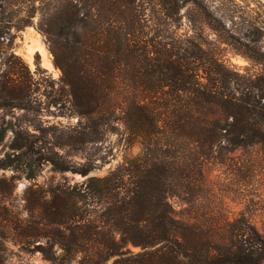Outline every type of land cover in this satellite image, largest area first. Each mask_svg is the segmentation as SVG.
Returning <instances> with one entry per match:
<instances>
[{"label":"trees","instance_id":"16d2710c","mask_svg":"<svg viewBox=\"0 0 264 264\" xmlns=\"http://www.w3.org/2000/svg\"><path fill=\"white\" fill-rule=\"evenodd\" d=\"M36 1L0 0V107L40 104L30 79L13 61L4 68L1 62L16 32L33 23L39 9L37 27L62 71L45 84L47 103L64 99L90 120L94 113L114 116L141 150L101 176L89 174L90 161L54 162L56 171L71 168L87 176L80 185L31 183L22 241L45 239L34 249L61 263L81 253V264H104L111 256L112 264H264V224L259 228L245 213L230 216L209 204L213 188L206 171L211 161L236 165L240 156L230 154L249 147L264 165V69L242 73L159 20L177 12L176 0L173 7L155 0L156 21L144 6L154 0ZM10 55L18 57L13 50ZM58 89L64 97L52 92ZM8 128L15 130L0 120V141ZM28 155L20 152L14 160L8 153L0 165L24 164L34 179L39 159ZM256 165L244 163L249 171ZM86 196L105 201L102 223L83 222ZM172 196L186 206L177 210Z\"/></svg>","mask_w":264,"mask_h":264},{"label":"rangeland","instance_id":"374dc122","mask_svg":"<svg viewBox=\"0 0 264 264\" xmlns=\"http://www.w3.org/2000/svg\"><path fill=\"white\" fill-rule=\"evenodd\" d=\"M176 1L177 12L171 17L159 18L152 15V9L157 8L155 0L150 1V4L145 2L144 6L147 7L146 12L151 14L148 16L151 21L159 18L172 27H179L183 36L198 41L204 49L240 72L253 73L264 69V0ZM38 3L37 0L36 4ZM173 4L172 0L168 1L169 7H173ZM40 19L41 12L37 9L33 23L16 32L13 44L3 54L1 61L2 68L12 61L16 64L24 76L30 79L33 96L40 102L35 104V109L29 110L12 106L0 107V120L10 121L15 127V130L8 128L0 141V164L8 153L14 160L19 157L20 152L30 154L29 159L33 156L39 159L38 164H33L37 172L34 179L27 177L28 171L24 169V164L17 166L12 161L11 165H0V232H3L5 238L2 243L6 247L4 264H81L78 261L81 253L68 263L51 261L40 250L34 249L35 243H45V239L39 238L28 244L22 241L19 232L29 217L25 207L26 189L35 181L48 187L63 181L80 185L85 180L87 174L71 168L62 172L54 170L56 161L68 166H78L79 163L90 161L92 169L89 174L101 176L119 164L125 155L139 152L141 146L135 138H130L123 124L114 116L108 118L103 113H94V120H90L76 112L64 99L57 104L47 103L45 93L50 88H46L45 84L51 78L57 81L62 71L54 62L46 36L37 27ZM33 29L39 33L50 54L52 69L42 64L38 51L33 53L32 62L22 53L35 39ZM11 50L18 57L11 56ZM254 54L262 58L260 63L251 59ZM54 86L56 89L58 83ZM52 92L64 97L59 89ZM118 114L116 111V116ZM92 123L93 126L88 127ZM230 155L240 156V161L232 166L214 161L206 164L213 188L208 203L223 212L227 211L230 216L245 213L261 228L264 224V165L259 163L255 147L238 149ZM247 162H256V169L247 170L244 167ZM170 202L177 210L186 206L176 196H172ZM80 205L83 222L95 219L102 223L100 215L105 208V201L86 196ZM55 248L58 254L63 252L57 245ZM113 259L114 256L109 257L104 264H112Z\"/></svg>","mask_w":264,"mask_h":264},{"label":"bare ground","instance_id":"6f19581e","mask_svg":"<svg viewBox=\"0 0 264 264\" xmlns=\"http://www.w3.org/2000/svg\"><path fill=\"white\" fill-rule=\"evenodd\" d=\"M34 31L36 33V36H35V39L32 41L33 43L32 44L28 43L29 45L27 44L28 46H27L26 50H23L24 52H22V53L24 54L25 58L28 61H31L33 53L35 51H38L40 53V55H41L42 64L45 67H47L49 69H52L53 64H52V61H51L50 54H49L46 46L44 45L39 33L36 30H34Z\"/></svg>","mask_w":264,"mask_h":264}]
</instances>
